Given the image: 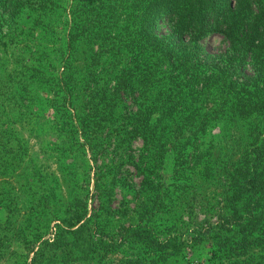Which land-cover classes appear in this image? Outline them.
I'll return each instance as SVG.
<instances>
[{"label": "rangeland", "instance_id": "obj_1", "mask_svg": "<svg viewBox=\"0 0 264 264\" xmlns=\"http://www.w3.org/2000/svg\"><path fill=\"white\" fill-rule=\"evenodd\" d=\"M103 2L20 0L18 9L14 0H0V167L8 160L7 155L14 153L9 185L4 178L0 179V264L28 262L22 235L26 230L34 233L30 226L32 219L29 224L24 219L25 213L29 216L35 213L32 195L39 191L31 180L35 172L55 181L52 186L60 203L68 202L77 191L80 197L83 193L88 198L89 212L94 209L98 216L100 236L105 235L102 263L121 264L132 257L142 264H229L250 262L257 257L264 260V204L258 240L254 242L230 241L224 247L229 250L214 258L209 253L213 241L198 244L190 253L185 251L165 259L154 249L156 243L168 237L184 238L191 231L211 233L220 228L231 175L248 148L249 139L242 122L233 118V110L227 109L233 96L224 86L208 94L183 96L172 84V74L150 77L160 69L152 60L143 57L141 63H134L140 52L133 50L129 65L132 69L128 70L137 91L133 92V100L121 107L122 111H133L138 118L150 119L154 140L161 127L158 122L162 125L172 120L183 128L180 134L171 135L164 146L160 147L161 140H155L153 148L144 151L147 145L140 139H129V144L124 143L126 149H119L111 157L109 148L105 154L102 151L105 135H112V131L103 125L118 119L121 111L115 112L104 98H86L80 87L70 95L71 80L83 83L86 73L99 69H87L89 43H76L67 51L60 32L65 29L67 14L75 9L83 17L87 36L96 41L106 38L109 32L112 36H123L119 26L124 16L110 18L105 12L111 11L104 8ZM133 7L127 5L129 9ZM131 11L134 13V8ZM124 22L130 24L134 20L128 16ZM167 32L162 28L158 34L165 36ZM124 36L134 38L135 33L129 30ZM200 43L213 55H219L226 47L218 34L205 37ZM166 69L173 68L162 67V71ZM151 85L153 90L143 93ZM204 122L208 124L199 131L196 125ZM79 127L82 130L78 131ZM164 127L165 124L162 128L166 132ZM86 138L91 143L89 150ZM163 147L178 150L182 155L174 168L162 159H157L154 165L150 160ZM89 151L95 153L96 164L91 161ZM130 157L144 158L149 164L143 163L146 169L139 170L128 165ZM175 168L184 179H170ZM9 188L14 193L12 199L5 195ZM4 203L13 205V213L4 209ZM134 230L143 233L144 238L140 239L144 243L128 237L121 239L126 231Z\"/></svg>", "mask_w": 264, "mask_h": 264}, {"label": "trees", "instance_id": "obj_2", "mask_svg": "<svg viewBox=\"0 0 264 264\" xmlns=\"http://www.w3.org/2000/svg\"><path fill=\"white\" fill-rule=\"evenodd\" d=\"M14 1L20 9V0ZM129 3L134 6V13L131 11L133 8H127ZM102 5L111 11L105 12L110 18L124 16L121 19L122 26H119L122 27L120 32L123 36H112L109 32L106 38L99 41L87 36L83 17L75 9L67 14L65 29L60 32L67 51L73 49L76 43H89L91 55L86 60L87 69H99L86 73L83 83L71 80L70 95L73 96L74 91L80 87L86 98H104L115 108V112L121 111L118 119L103 125L112 131V135H105L102 145L105 154L109 148H112L111 157L119 149H126L124 143L129 144V139H140L147 145L143 150L149 151L155 140H161L160 147L164 146L171 135L176 132L180 134L183 128L170 120L163 123L167 129L164 132L163 124L158 122L161 127L154 140L155 134L151 131L154 126L150 119L138 118L133 111H122L121 107L125 102L133 100V92L137 91L132 73L128 70L132 69L129 66L132 63L130 54L137 50L140 56L134 63H141L143 57L152 60L160 69L150 74V77L154 74L162 78L165 72L172 74V84L179 88L183 96L208 94L224 86L233 96L227 109L230 112L233 110V118H239L238 121L242 122L249 139L248 148L241 154L231 175V188L225 194L220 228L211 233L191 231L184 238L168 237L156 243L154 249L161 259H165L185 251L190 253L198 244L213 241V249L209 253L214 258L229 250H224V247L230 241L249 244L258 240L264 204V0H104ZM128 16H132L134 23L124 22ZM162 28L168 30L165 36L158 34ZM129 30L135 33L134 38L127 39L124 36ZM214 34L220 35L226 43L224 51L219 55L207 53L200 43L205 37ZM162 67L173 69L162 71ZM74 83L75 86H71ZM152 87L154 85L146 88L143 93H150ZM219 117L217 114L216 119ZM206 123H198L196 128L204 130ZM80 130L82 127H79ZM85 142V146H89L88 150L92 148L87 138ZM89 155L96 164L98 161L95 153L89 151ZM152 155L155 158L150 159L153 165L157 159H162L164 164L172 168L182 156L178 150L170 147H163ZM12 156L14 153H9L8 160L0 167V179L4 178L7 185L13 166ZM143 159L130 157L128 165L145 170L143 163L149 164V161ZM172 174L170 179L174 181L185 178L176 172V168ZM31 180L39 191L32 195L35 213L31 214L32 217L25 213L24 221L32 219L30 226L34 229L33 234L26 230L22 235L25 243L23 249L29 255L25 264H68L73 260L78 264H105L102 263L104 251L101 247L105 235L100 236L98 216L94 209L93 213L89 212L88 198H84L83 193L80 197L78 191H74L68 202L60 203L52 186L55 182L53 179L49 180L46 174L35 172ZM11 189L5 193L9 199L14 194ZM2 206L13 213V205L4 203ZM225 235L228 236L224 238ZM127 237L143 242L144 235L139 230L126 231L121 239ZM121 264H142V261L132 257ZM229 264H264V260L257 257L250 262L235 261Z\"/></svg>", "mask_w": 264, "mask_h": 264}]
</instances>
